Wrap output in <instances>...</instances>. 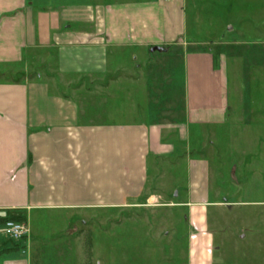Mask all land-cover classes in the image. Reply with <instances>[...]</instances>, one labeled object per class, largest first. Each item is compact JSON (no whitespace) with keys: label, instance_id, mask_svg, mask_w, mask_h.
I'll return each mask as SVG.
<instances>
[{"label":"crops","instance_id":"1","mask_svg":"<svg viewBox=\"0 0 264 264\" xmlns=\"http://www.w3.org/2000/svg\"><path fill=\"white\" fill-rule=\"evenodd\" d=\"M209 1L0 0V216L28 227L20 241L0 234V264H79L78 220L136 205L155 181L173 190L181 157L172 202L187 213V264H226L213 254L228 238L214 231L223 222L234 240V218L264 264V0ZM139 56L153 60L147 79L131 69ZM120 67L146 89L145 115L101 120L88 95L114 89ZM178 68L180 118L165 92ZM152 99L168 103L171 126ZM99 247L105 264L110 245Z\"/></svg>","mask_w":264,"mask_h":264},{"label":"rangeland","instance_id":"2","mask_svg":"<svg viewBox=\"0 0 264 264\" xmlns=\"http://www.w3.org/2000/svg\"><path fill=\"white\" fill-rule=\"evenodd\" d=\"M209 3L212 9H215L214 6L218 4L215 0H210ZM211 12L215 13L216 17L221 20L229 17V14L226 15V11L222 9ZM230 18L233 19L234 16L232 15ZM155 55H157L155 57H158V53ZM146 59L148 58L146 57ZM146 59H142L141 56L137 57L135 67L131 68L139 72L138 67L140 65L145 79H147L150 64H153V60L150 63H145ZM229 66H231L230 63ZM131 69L123 71L121 67L119 68L116 74V78H119V80L111 85L114 89L104 92L93 91L88 95L92 105L98 109V115L96 116L100 117L101 120L130 121L132 118H138V116L141 118L142 115H145L142 111L147 108L143 106V104H146V89L142 91L140 86H137V82H134L135 79L133 78L136 73L133 74ZM174 73L173 88L169 89L171 90L169 93L167 90L165 92L166 97L173 101L174 108L178 111L180 118L184 109V81L179 68ZM131 76L133 79L130 78ZM157 90L153 89L152 91L155 96L158 94L156 98L159 99L160 91ZM152 102L156 104L152 109V112L156 114L155 118H158L157 120L164 125L171 126L172 112L167 108L168 103L161 105L160 101L154 102V99H152ZM84 103H87V101H84ZM167 134L163 137L164 140H170ZM163 160H165L164 167H166L174 159L171 156ZM185 160V157H181L174 161V176L168 179L171 186H176L173 183L182 184L184 182ZM225 176H227L226 173ZM164 178L163 175V181ZM180 184L172 190L169 187L162 188L158 186L155 181L154 187L149 190V192L153 191L156 194L155 198L151 197L153 196L152 193V195L143 196L139 203L132 207L117 208L115 212L100 210L96 213L90 211L82 218L83 224L80 222L82 219L78 220L77 225L82 232L81 234L78 232L80 234L78 235L80 245L79 264H97L99 257L95 250L96 244L100 245L99 252L101 256L102 254L106 256L107 250L105 248L108 244L110 245L109 259L106 260L105 264H187V213L182 207L172 202L174 200L173 191L180 192L179 188H182ZM223 187L232 192L233 199L239 196V190H237L234 183L225 184ZM213 209L210 207L209 212H212L214 216L216 213ZM38 222H40V219L34 217L32 223L36 225ZM228 222L229 229L232 230L235 238L232 240L233 238L224 233V229L227 227L224 226L223 222L221 223L222 227H216L214 237L217 243L220 244L224 235L227 236L228 240L222 245L221 250L215 249L214 261L218 263L221 260L226 264H260L259 251L252 249L253 244L247 240L242 242L238 239L241 234L240 230H242H239L240 220L234 218ZM45 240H48V237ZM218 244L216 245L218 246ZM248 244L249 246H247ZM221 252L224 257H221ZM58 260L60 261L58 264H70L63 262V258L59 259V257L58 259L52 258L50 261L57 264ZM35 263L39 264L38 257H36Z\"/></svg>","mask_w":264,"mask_h":264},{"label":"built area","instance_id":"3","mask_svg":"<svg viewBox=\"0 0 264 264\" xmlns=\"http://www.w3.org/2000/svg\"><path fill=\"white\" fill-rule=\"evenodd\" d=\"M27 233L28 227L23 221L6 220L0 225V234L15 241L22 240Z\"/></svg>","mask_w":264,"mask_h":264},{"label":"trees","instance_id":"4","mask_svg":"<svg viewBox=\"0 0 264 264\" xmlns=\"http://www.w3.org/2000/svg\"><path fill=\"white\" fill-rule=\"evenodd\" d=\"M6 220H17V221H23V218L20 216H14L6 214L4 216H0V224L4 223Z\"/></svg>","mask_w":264,"mask_h":264},{"label":"water","instance_id":"5","mask_svg":"<svg viewBox=\"0 0 264 264\" xmlns=\"http://www.w3.org/2000/svg\"><path fill=\"white\" fill-rule=\"evenodd\" d=\"M153 50V49H152Z\"/></svg>","mask_w":264,"mask_h":264}]
</instances>
